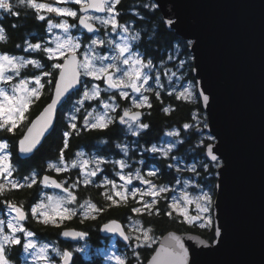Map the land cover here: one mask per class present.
I'll use <instances>...</instances> for the list:
<instances>
[{
	"label": "snow or ice",
	"instance_id": "1",
	"mask_svg": "<svg viewBox=\"0 0 264 264\" xmlns=\"http://www.w3.org/2000/svg\"><path fill=\"white\" fill-rule=\"evenodd\" d=\"M121 0H55V5L53 3H43L37 2V0H19L21 5L29 7L37 13V19L43 21L46 19L45 15L40 14L41 10H46L47 13H55L57 16L71 17L73 19H78L79 25L86 29L90 33H98L99 29L95 27V22H99L102 27L107 28L111 26L112 32H116L117 29H121L123 33L129 31L128 27L119 24L116 17L119 13L116 11V5H118ZM73 3L79 5V13L77 10L67 6H56V5H67ZM155 7V5H153ZM14 5L11 3V0H0V10L3 12L18 15V13L13 11ZM94 10L99 13H107L106 17L103 16H93L89 15V11ZM48 30L51 31L53 28H60L65 33L69 32V29L76 27V25H70L67 20H63L60 23H53L51 19L47 21ZM167 23L171 25L173 21L168 20ZM16 27V25H13ZM131 41H137L140 39V34L132 36ZM128 37H121L119 43L113 40H107V44L112 50L117 53L116 55H99L96 52L94 46H103L106 41L105 39L97 36L94 39H91L90 43L87 45L84 53L83 59L79 60L78 49H80L81 44L79 38H73L68 36L67 39L61 40L59 37L56 38L55 47L42 46L39 43L31 44L28 43L25 51H42L47 54L48 60L59 61L64 60L63 63L53 62L47 67L49 71H44L42 73L45 77L53 76L52 70L59 71V78L55 79V99L52 100V103L44 109V112L37 117L35 121L31 122V126L27 130V134L23 139L20 140V152L29 153L31 152L36 145L39 143V137L43 135V132L47 130V127L51 124V113L55 108V105L59 102L60 98L64 96L69 89L74 88L76 85L81 83V76L92 77L93 80L102 81L107 84V88L103 91H111L113 89L119 92V96L124 99L129 98V92L125 89H131L133 93L139 94L138 97L132 98V104L135 108L141 107H151L149 102V97L143 95V91H152V89L145 88L144 86L148 84L149 74L144 71V69H151L153 67V62L151 59H148L146 62L139 53V51H133ZM7 36L5 35V30L3 27H0V42H6ZM19 47V45H17ZM172 57H169L171 59ZM107 61V63H106ZM119 62V63H117ZM185 61H180V67L184 66ZM27 65H33L35 68L43 69L45 64H42L37 60H26L23 57L10 56L8 54H0V83L4 85H9L10 87L6 88L0 86V130H6L8 132H14L25 120H27V115L30 106L39 100L42 95V90L45 88V83L51 85L53 80L49 79L45 83L41 82V76L36 75L30 79L22 78L18 82L13 83L14 76L18 77L20 75V69L26 67ZM121 65L127 66L121 67ZM11 70L14 75H8V70ZM82 70V71H81ZM119 73V76L117 75ZM173 76L176 75L175 72L172 73ZM171 80V77H169ZM157 84L159 85V75L156 77ZM30 84L34 86L29 87ZM143 89V91H142ZM102 89L98 84L92 83L89 86L88 83L84 84V91L82 94V99L77 101V104L80 107L75 109L76 112L80 111V108L83 107L84 101L86 100H99L104 111L99 112L96 109H93L91 112H88L84 117V126L89 129H98L104 130L113 123L114 118L109 116V111H115L118 105L112 103L115 100V96H109L108 100H100ZM173 92H169V95H172ZM156 97L159 99L160 93L157 91L155 93ZM200 95L203 98L204 104L207 105L209 97L203 94V91H200ZM177 99H182L185 101H191L195 99V93L192 91L191 87L184 88L183 91L176 93ZM164 111L167 113L169 108H165ZM142 113L132 112L130 109H125L123 115L119 117V122L121 124H127L129 131H132L133 135H139L140 132L144 129L149 128V125L146 123H140V117ZM127 118V119H126ZM71 119L74 121L76 117L73 115ZM193 120L196 121L195 124H184V129L195 128L197 131L200 130V120L197 116L193 115ZM42 122L40 130L36 133L35 136H32L34 130L37 128V125ZM135 125V128L133 127ZM71 129L75 131L77 125L71 123ZM204 127H207L205 124ZM78 134V133H77ZM64 148L68 147L67 138L72 135L71 132H64ZM168 136H178L179 132L172 131L166 133ZM209 140L214 141L215 137L209 136ZM177 143H182V141H177ZM200 144L203 145L204 141L201 140ZM171 145L167 150L158 149L155 145L150 149L151 152L156 153L162 151V155L167 157L169 152L172 150ZM8 147L6 142H0V151H3ZM121 150L127 155V148L117 145ZM78 157H82L83 153H77ZM206 155L210 157L211 162H214L217 167L220 166L219 158L214 154L213 144L209 143L206 145ZM175 160L176 157H173ZM64 162V153L61 151L59 157V163L63 164ZM90 161L82 160L79 162H73L71 167H79L81 169V175H83V184L89 185L94 184L95 182L91 179L96 177L97 173L102 172L100 167L101 164L106 163L102 159H94L92 163L95 164V168L85 171L88 168ZM114 164H118L120 169L128 167L126 161H114ZM48 167L54 169L57 173L67 171L68 166L64 165L63 167L58 166L57 164L49 163ZM173 167V165H169ZM203 168L205 171L208 170V165L204 164ZM181 169L177 168V171ZM190 172L195 173L197 176L196 167L193 165L187 169ZM15 169L9 162L8 156H0V177H3L4 181L7 184H10L12 189L28 187L31 188L34 184L37 183L35 174L31 177H24L26 181L25 184H20L17 181H10L8 178L12 176ZM119 179L123 181V184L118 185L116 181L109 180L105 178L101 184L96 185L97 187H104L105 191L102 193L106 201H110L108 207L120 206L123 203L125 206L128 203L129 197L136 201V203L141 204V207H133L132 212L138 214L147 213L148 215H159L160 210L156 208L155 205L158 203V198L161 197V194L173 191L167 185H156L150 179H146L144 176H141L140 170L137 169L135 176L131 173L124 175L117 173ZM157 175V170H151L147 173L148 177H154ZM133 179L140 180L142 184L147 185L146 189L142 188H131L129 185L132 184ZM81 181H76L65 187L66 182L58 183L56 180L51 179L49 176H44L41 183L45 187H55L61 189L66 195L64 196H47L46 199H41L40 202L34 204L31 207V217L36 219L38 223H42L45 226L60 227L65 221L71 220L77 215H79L81 223L85 220L96 219L97 215L104 211L103 207H97L96 204L89 201H84L83 203H77V196L71 190L78 187ZM179 183V181H177ZM111 186L110 188L108 186ZM185 189L189 186V181H184ZM198 187V185H197ZM5 188V183H0V194L3 193ZM139 196V200H137ZM151 197V201H147L144 197ZM118 197L119 199H115ZM212 197L210 192L201 191L200 194L192 196L188 191H182L179 196H173L172 201L169 204L171 211L166 212L168 216H172L173 212L177 213L179 216L184 217V221L193 224L194 222H199L200 227H204L203 220L210 219L206 217L205 214L209 213L212 209ZM75 205V206H74ZM195 206V215H190L188 207ZM8 208L11 211L16 213L15 217L7 221V228L10 230L8 233H5L4 225L5 221L0 220V264H12V261L8 258L7 248L13 245H20L23 248L26 256L30 255L35 264H55V261L52 260L48 255V244H43L38 246L37 243L32 239L34 233L26 229L21 223L28 219V215L24 211L23 204L17 206L15 204L8 203ZM137 224L139 222L137 221ZM134 231H138L141 235L136 237V240L139 243L137 247L150 246L153 242V238L150 235L151 228H134ZM103 231L108 233H118L125 241L129 240L130 237L127 235L123 227L113 220L110 224H105ZM17 233H21V236H18ZM219 234V233H217ZM61 235L64 237L72 239H83L87 236V232L84 231H75V230H64L61 232ZM180 251L178 253H172L171 259L168 261V264H186V250L181 244ZM32 250V251H30ZM52 252L56 254L62 261V264H69L72 260L73 252L69 250L60 251L56 247H52ZM75 251H83L82 248H77ZM133 255L139 258V253L133 252ZM113 257H109L112 259ZM117 264H127L126 259L121 256L114 257ZM153 264H158V257L153 258Z\"/></svg>",
	"mask_w": 264,
	"mask_h": 264
},
{
	"label": "water",
	"instance_id": "2",
	"mask_svg": "<svg viewBox=\"0 0 264 264\" xmlns=\"http://www.w3.org/2000/svg\"><path fill=\"white\" fill-rule=\"evenodd\" d=\"M153 1L167 28L189 42L197 92L207 115L206 131L215 137L211 144L221 164L213 199L215 239L211 242L198 233L170 230L160 237L145 264H153L154 257H158V264H168L181 244L186 250V264H264V0ZM168 20L173 23L169 25ZM77 58L81 60L79 55ZM80 80L55 105L51 124L36 147L21 153L20 140L31 122L55 99L54 85L50 101L32 118L18 141L21 159L31 157L52 133L64 102L81 89L83 76ZM201 90L209 97L207 105ZM41 126L42 122L32 136ZM44 176L62 182L48 173ZM113 220L129 235L125 223L111 219L101 224V236H115L121 243L130 244L131 238L125 241L118 233L103 231ZM64 230L82 231L74 227ZM64 239L73 243L80 240Z\"/></svg>",
	"mask_w": 264,
	"mask_h": 264
},
{
	"label": "trees",
	"instance_id": "3",
	"mask_svg": "<svg viewBox=\"0 0 264 264\" xmlns=\"http://www.w3.org/2000/svg\"><path fill=\"white\" fill-rule=\"evenodd\" d=\"M39 2L45 0H37ZM50 0H47L49 2ZM150 0H121L116 6L118 20L120 23H134L135 27L140 32V39L137 42V48L143 53L145 58H152L156 62H164L171 53L175 46H180L182 50L181 56L187 57V73L188 78L196 80L193 75V61L191 59V53L189 51V42L184 41L179 37L174 30H169L166 26V22L162 16V13L157 7H150L148 3ZM14 5L13 11L18 15L9 14L0 10V23L5 30L7 36L6 42H0V49L9 54H19L23 51V47L27 41L39 42L48 37V18L41 21L37 19V13L35 10L21 5L19 0H11ZM78 6V5H77ZM42 14V13H40ZM78 21V20H77ZM16 25V27H13ZM19 45V47H17ZM43 64L46 65L47 70L50 69L47 65L53 63L48 60L47 55L38 51L36 54ZM58 62L62 63L63 59ZM53 76L47 77L52 79L53 84H45V88L42 90V95L39 100L30 106L25 120L14 132H8L6 130H0V138L8 141L10 150L12 153V159L14 162L13 178L20 180L30 174L37 173L39 177H42L45 173L51 174L47 170V161L51 157L58 156L60 148L64 144V132H71L67 138L68 147L65 149V154L68 157H72L76 154L79 148L86 147L88 150H102V152H109L112 150L111 146L117 140H120L127 133L123 126L119 123L111 124L107 129H89L86 128L81 121H77V128H83L81 131H73L70 127V123L67 120L65 114L70 111V98L67 99L62 108L59 111L57 122L52 133L46 138L41 147L29 158L21 159L18 155V141L23 135L26 127L30 123L33 117H35L42 108L50 101L54 88V81L57 78L58 70H52ZM107 95V93H105ZM109 96V95H108ZM119 97H117L118 99ZM90 104V103H89ZM125 103L122 102L124 106ZM151 107L147 109L145 115V122L149 125V128L145 129L140 137L143 141L149 145H157L165 138L166 133L172 129H178L181 132L182 143L179 147L173 151L168 157L161 158H149V161H153L159 168V172L153 179L158 184H173L177 180V174L173 167H169L172 162V156L180 155L191 160L194 156L205 157L206 145L211 143L212 140L208 138L205 140V144L202 146H196L200 130L195 128L184 129L183 125L195 124L193 115L198 111L205 113L200 97L191 101H185L177 99L176 94L169 95L167 90H164L159 96L152 95L150 99ZM165 108H169L166 113ZM78 133V134H77ZM172 165V164H171ZM107 170L105 175L112 177L114 171L107 164ZM202 170V166H201ZM211 175L205 179L213 195H215L217 170L215 167H211ZM195 174V173H192ZM77 171L67 173L65 175L56 176L59 180H73L78 177ZM97 183L84 185L79 183L78 187L74 189L77 196V201L82 200L91 201L96 204L97 207H103L104 211L97 215V218L92 220H85L81 223L79 215L71 220L65 221L60 227L45 226L42 223H38L36 219L31 217L29 210L38 200L41 187L39 183L34 184L31 188L23 187L12 189L11 186L5 187L2 194H0V207H5L8 203L20 206L23 204V208L28 211L29 220L27 222L28 228H30L36 236L44 241L54 242L60 246L62 250H69L73 252L71 264H105L103 261V255L99 250L103 247L102 240L105 239L100 234V226L105 221L111 219H118L127 224L130 219H137L142 222L146 227L151 228L154 235L161 237L163 234L170 230L177 232H194L198 233L209 241L215 239V228L213 225L200 227L197 222L189 224L184 221L182 216L173 212L172 216H168L165 213L171 211L168 202L161 199L155 207L159 208V215H148L147 213L138 214L132 212V208L136 206L135 203L128 200L127 205L123 203L120 206L108 207L110 201H106L102 193L105 191L104 187H97ZM66 227H74L76 229L87 232L89 235L88 242L91 244V254L85 255L81 251H75V244L71 241L65 240L61 235V232ZM156 245L154 246H142L137 250L129 249L126 253L127 264H145V262L154 253ZM139 253V258L133 255V252ZM8 257L14 264H22L23 250L20 245H13L7 248Z\"/></svg>",
	"mask_w": 264,
	"mask_h": 264
},
{
	"label": "rangeland",
	"instance_id": "4",
	"mask_svg": "<svg viewBox=\"0 0 264 264\" xmlns=\"http://www.w3.org/2000/svg\"><path fill=\"white\" fill-rule=\"evenodd\" d=\"M37 2H39V1H37ZM41 2H43V3H53L55 5V0H50L49 2H47V0H45V1H41ZM56 6H67V7L73 8L74 10H77V11L79 10V5L77 6V5L73 4V3H69L67 5L61 4V5H56ZM116 11H117V9H116ZM41 13H42V15H45V17L48 18V20L51 19L54 24L55 23H60L63 20H67V22L70 25H76V27L70 28L68 33H65L60 28H53L51 31L47 30L48 37L44 38L43 40H41L39 42L27 41L26 45L23 47V51L21 53H19V54H9V53H6L5 51H2L0 49V54H5L6 53V54H8L10 56L23 57L26 60H37V61L41 62V60L37 56L34 55L38 51H32V50L25 51V48L27 47L28 43H31V44L39 43L42 46H48V47H53L54 48L57 37H59L61 40H64V39H67V37L70 35L73 38H77V37L79 38V42L81 44V47H80V49H78V55L81 57V60L83 59V53H84L87 45L90 43L91 39H94L97 36H99L102 39H105L106 43L103 46H94L96 52L99 53V55H102V56L103 55L112 56V55H116L117 53H115L112 50V48L109 47V45L107 44V40H113V41L119 43L121 41V37L122 36L128 37L130 39L132 36L136 35L137 33L140 34L139 30L135 27L134 23H131V22L130 23H120L119 20H118V16H117L116 19H117L118 23L119 24H123V25L128 27L129 31L127 33H123L122 30L119 29V28L117 29L116 32H112L111 26H108L107 28H105V27H102L99 24V26H101V28H102L101 32L90 34V37L88 39H86L85 38V34H86L85 32L86 31L82 28L81 25H79V22L77 21L78 19H73L71 17L57 16L55 13H47L46 10H41ZM78 14H81V13H79V11H78ZM89 15L106 17L107 13L99 14V13H95V12H90ZM95 23H99V22H95ZM137 42H138V40L137 41H131V39H130L132 50L133 51H139V53L141 54V56L143 57L145 62L148 59H151L152 62H153V67L151 69H147V68L144 69V71L146 73H148L149 77H150L149 80H148V84L145 85L144 87L145 88H149L150 87L152 89V91H143V89H142V91H143V95H146V96L149 97V102H150V99H151L152 95L153 94L155 95V93L157 91L160 93V95L162 94V92L164 90H167L168 92H173V93L176 94V93H178L180 91H183L184 88H188V87H191L192 91L195 93V99L199 96L198 92H197L196 80L188 78L187 65H186L187 57H185V55L181 56L182 50H181L180 46H175L174 50L171 53H169L168 57L165 59L164 62H160V61L156 62L152 58H145L144 57L143 53L136 46ZM169 57H172V58L169 59ZM191 59H192V54H191ZM180 61H185L184 66L182 68L180 67ZM192 61H193V59H192ZM53 62H58V61H53ZM106 63H107V61H106ZM117 63H119V62H117ZM121 67H125L126 68L127 66L121 65ZM44 71H48L46 66L43 69H38V68H35L33 65H27L26 67L20 69V75L18 77L14 76L13 83L18 82V80L22 79V78H27V79L31 80V78L33 76H36V75H40L41 76V82L45 83L48 79H47V77L42 75V73ZM173 72L176 73L175 76L172 75ZM8 75H14V73L9 69L8 70ZM117 75L119 76V73H117ZM157 75H159V85L157 84V81H156ZM169 77H171V80H169ZM85 83H88L89 86H91L92 83L98 84L100 86V88L102 89L100 100L107 101L109 96H115V100L112 101V103H114L115 105H118V106L116 107V110L114 112L113 111H109V116L110 117L114 118L115 117V112L118 111L119 109H121V107H124V106L121 105L120 102H118L119 100L117 99V97H119V98H121V97L119 96V92L117 90L113 89V90L107 91V92L103 91V89L107 88V84L106 83L101 82V81L93 80L92 77L83 76L82 87H81L80 90H78L77 96L73 98V100H72V102L70 104V107H71L70 111H68V113H66V115H65L67 120L69 121L70 125H71V123H75L77 125V121H81L82 124L84 125V117L87 115L88 112H91L93 109H96L99 112H103L104 111L102 105L100 104V101L99 100H95V99L84 101V105H83V107L80 108V111L79 112L75 111V109L77 107H80V105L77 104V101L82 99V94H83V91H84V84ZM0 86L6 87V88L10 87L9 85H4L2 83H0ZM32 86H34V84H30L29 85V87H32ZM125 91L129 92V98L125 99V100L126 101L129 100L130 103L132 104V98L138 97L139 94L133 93L131 91V89H125ZM105 93H107V95H105ZM121 99H124V98H121ZM132 106H133V104H132ZM145 107H147V106H145ZM73 115L76 117V119L74 121L71 119V117ZM195 115L197 116V118L200 120L201 123H200V133H199V136H198V141H197L196 145L193 146V147L202 146L200 144V141L203 140L204 144H205V140L209 136H211L206 131V127H204L205 124L207 125V115H206V113H201L200 111H198ZM140 123H143V122L140 121ZM133 127L135 128V125H133ZM126 130L129 131L128 125L126 127ZM144 130H142L141 132H143ZM172 131L179 132V135L178 136H168V135H166L165 138L162 140V142L160 144L155 145L158 149H161V150H167L171 145H175L174 147H172V150L169 152L168 156L171 153H173V151H175L179 147L180 143H177V141H182L181 132L178 129H172L170 132H172ZM129 132L132 133V131H129ZM0 142H6L8 144V147L6 149H4L3 151H0V156L7 155L8 159H9V162L11 163V165L14 168V162H13V159H12V153H11L10 145H9L8 141L0 138ZM151 148H152V146L149 147V148H146V150H145L146 152L149 153L148 158L141 160L142 166L146 165L145 168L143 167L144 169L143 168H140V169L138 168V169L140 170L141 176H144L146 179H150L154 184L160 186V185H163V184H158L156 182V180L153 179V177H148L147 176V173L149 171H151V170H157V173L159 172L158 166H156L153 161H149L148 159L149 158H161V157H164V156L162 155V151H158L156 153L151 152L150 151ZM174 157H176V159L174 160L173 156H172L171 164L173 165V168L176 171L177 180L173 184H170V185L166 184L170 189H173V191H169L167 193L161 194V197H164V198H158V202H160V200L163 199V200H166L168 202V205H169L171 203L172 197L174 195L175 196H179L181 194V192L185 191V190L188 191L189 194L192 195V196H196V195L200 194L201 191L210 192L211 197H212V201H213L214 195H213L210 187L207 184H205V179L212 174L211 173V167L212 166L215 167L216 170L218 169V167L216 166V164L214 162H211L207 158L206 151H205V157H196V156L194 157L193 156L191 158V160H187L186 157L180 156V155H176ZM94 159H102L104 161L108 160L107 156L104 157V156L98 154L97 152H94L92 154L83 153L82 157L76 156L75 160H73L72 163L74 161L75 162H79V161H82V160H89L90 163L88 165V168L85 170V171H87V170L95 168V164L92 163V161ZM108 161H110V160H108ZM72 163H71V165H72ZM204 164L208 165V170L207 171H205L204 168H203ZM219 164H221L220 160H219ZM103 165L104 164L100 165V167L102 169V172L97 173L96 177H92L91 178L95 183L101 184V182L105 178H107L109 180L116 181V183L118 185L124 183L123 181H121L119 179V176L117 174H114V176H112V177H109V176L103 174L104 173L103 172ZM193 165L196 167L197 172H199L198 176L196 174H192L193 172H190V171L187 170L189 167H191ZM201 166H202V170H201ZM135 167H134V169L132 171H128V172L119 171V173L124 174V175H127V174L131 173L133 176H135V173H136V170H137V169H135ZM137 167H139V166H137ZM177 168H179L181 170L177 171ZM33 174H35L36 181H37V183L40 184V187H41V192H40L39 198L35 202V204L40 202L41 199H46L47 196H64V195H66V193H64L63 191H58V190L54 189L53 187H45L41 183V181H42L41 177H39V175L37 173H33ZM33 174H30L27 177H31ZM216 176H218V171H217V175ZM8 179L10 181H17L20 184H25L26 183L24 178H21L20 180H17L15 178H13V174ZM186 180L189 181V186L185 189L184 181H186ZM62 181L66 182L65 183L66 187H69V185H71L72 183H74L76 181H81L82 182L83 181V175H81V169H80L78 177H75L73 180H67L66 179V180H62ZM177 181H179V183H177ZM0 183H5V187L10 186V184H7L4 181L3 177H0ZM197 185H198V187H197ZM108 187L110 188L111 186L109 185ZM128 187H129V189H131L133 187L146 189L148 186L142 184L140 180L133 179L132 184L129 185ZM76 188H73L71 190L74 192V189H76ZM104 190H105V188H104ZM114 198L115 199H119L118 197H114ZM144 199L147 200V201H151L152 198L146 196V197H144ZM128 200H130L133 203H135L136 204L135 207H141V204L136 203V201L133 200L131 197H129ZM137 200H139V196H137ZM85 201H87V200H85ZM83 202H84V200H82L81 202L77 201L78 204L79 203H83ZM33 206H34V204H33ZM24 211H26V213H28L27 210L24 209ZM188 211H189L190 215H195L196 214L195 213V206L194 205L189 206L188 207ZM29 212H30V210H29ZM15 215H16V213L14 211H11L8 208V204L5 207H3V208L0 207V220L5 221V225H4L5 233H8L10 231L7 228V221L11 220L13 217H15ZM205 216L206 217H210V219H204L203 220V223H204L205 227L206 226H210V225H214L213 204H212L211 211L209 213L205 214ZM29 219L30 218L28 216L27 222H28ZM137 221L139 222V224H137ZM27 222H21V223H23V225H24V227L26 229L32 231L30 228H28ZM197 223L199 224V222H197ZM127 225H128V232H129L130 238L135 240L137 243H139V241L136 240V237L141 235V233L138 232V231H134L133 229L134 228H143V229L149 228V227H146L142 222H140L139 220H137L135 218L128 220ZM17 235L21 236L23 238L21 233H17ZM150 235L153 238V242L151 243L150 246L157 245L159 240H160V237L154 235L152 231H151ZM32 239L37 243L38 246L43 245V244H48L50 246L49 249H48L49 257L52 260L55 261V264H62V261L60 260V258L58 256H56V254L54 252H52V250H51L52 247H56L60 251H64V250H62L60 248L59 245H57L54 242H48V241L41 240V239H39L36 236V234L34 235V237ZM86 240L87 239L83 238V239L78 240L77 242H74V244H75V248H82L83 251H81V252H83L85 255H89V254H91L92 246ZM123 245H124V247L122 249H120L121 247L119 248L117 243H115V241H113V240L110 243H108V244H103V247L99 250V252L102 253L103 261H105V264H117V262H116V260L114 258L115 256H121L122 258L126 259V253H127L129 248L125 247V245H127V244L123 243ZM130 248L133 249V250H137L134 245H131ZM22 250H23V248H22ZM30 251H32V250H30ZM109 257H113V258L109 259ZM12 264H14L13 261H12ZM22 264H35V262H33V260H32L30 255L26 256V254L23 251ZM41 264H42V262H41Z\"/></svg>",
	"mask_w": 264,
	"mask_h": 264
},
{
	"label": "flooded vegetation",
	"instance_id": "5",
	"mask_svg": "<svg viewBox=\"0 0 264 264\" xmlns=\"http://www.w3.org/2000/svg\"><path fill=\"white\" fill-rule=\"evenodd\" d=\"M148 5L150 7H153V5H155V7H157L156 6V3L153 0H150V2L148 3ZM88 14H90V13H88ZM96 24L98 26L99 32H101V30H102L101 26H99V23H96ZM0 26L2 27V24L1 23H0ZM85 33H86L85 34V38L88 39L90 37V34H88L87 32H85ZM82 84H83V81H82ZM77 92H75L74 94L70 95L67 99L70 98V101L72 102L73 98L77 96ZM118 100H119L118 102H120L121 105H122V102L125 103V104H124V107H121V109H119L118 111L115 112V117H114V121H113L112 124H117V123L121 124L119 122V117L123 115V112H124L125 109H130L132 112L138 111V110L142 111L143 119L140 120V121H142L143 123L145 122V120H144L145 119V115H146L147 109L149 107L135 108L134 106H132V104L130 103L129 100L126 101L125 99H121V98H118ZM121 125L123 126V128H124V130L126 131L127 134L125 136H123L120 140H117V142H114L112 144V146H111L112 150L109 152V154H106V152H104V151L102 152L101 149L100 150H88V148H86V147L79 148L77 150L78 151L77 153L92 154L94 152H97L98 154H100V155H102L104 157L107 156L108 160H110V161L106 160V163H104V165H103V172L104 173H105V171L108 168L107 167V164L110 165V168L114 171V174L119 173V171H126V172L132 171L135 166H136L135 169H138V168L140 169V168H143V167L145 168L146 165L145 166L144 165L142 166L141 160L148 158L149 153L146 152L145 150H146V148H149L151 146L147 145L143 141V139L140 137V134L142 132L139 135H133V133H131V132H129V131L126 130L127 124H121ZM82 129L83 128H77L76 131H81ZM118 144L121 145L122 147H126L127 148V155H125V153L121 150L120 147H117ZM65 149L66 148H64V144H63V146L59 150L58 156L51 157L50 159H48V161H47V170H49L51 172L50 175L58 176V175H65L67 173L74 172V171H77L78 173L80 172V169L78 167H76V168H72L71 167V163H72L73 160H75V157L77 156L76 155L77 153L74 154L70 158V157H68L65 154ZM62 150H63V153H64V162H63V164H60L59 163V157H60V154H61V151ZM121 160L126 161V163L128 165V167L124 168L123 170L120 169V167H119L118 164H114L113 163L114 161H121ZM49 163L57 164L58 166H61V167H63L64 165H67L68 166V170L57 173L54 169H50L48 167ZM137 166H139V167H137ZM126 229L128 231V225L127 224H126ZM128 234H129V232H128ZM84 239H87L86 241L88 242L89 235L87 234V236L84 237ZM112 240L115 241V243H117V245L119 246V248L121 247L120 249H122L124 247L123 243H121L118 240V238L115 237V236H112L110 238L103 239L102 240V243L103 244H108ZM137 244L138 243L131 238L130 244L125 245V247L131 249L130 248L131 245H134L136 247V249H139V247L136 246Z\"/></svg>",
	"mask_w": 264,
	"mask_h": 264
}]
</instances>
